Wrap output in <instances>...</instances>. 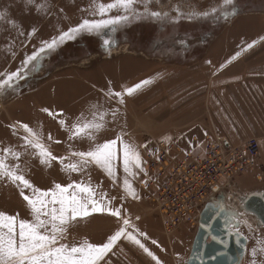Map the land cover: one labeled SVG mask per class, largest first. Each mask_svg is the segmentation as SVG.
Instances as JSON below:
<instances>
[{"label": "rangeland", "instance_id": "obj_1", "mask_svg": "<svg viewBox=\"0 0 264 264\" xmlns=\"http://www.w3.org/2000/svg\"><path fill=\"white\" fill-rule=\"evenodd\" d=\"M102 2L107 4L111 0ZM41 4H46V7L38 8ZM229 7L224 0H152L148 11L161 13V22L146 17L120 26L115 32L105 30L100 35L82 33L49 52L34 72L18 80L14 89L0 94V150L11 147L15 151H24L21 137L25 133L18 127V122H22L40 131L44 142L56 156H67L70 151H86L89 142L69 140L68 131L59 121L64 120L70 127L78 118L91 119L94 111L106 112V127L98 134L97 142L114 139L123 133L124 139L138 146L142 166L147 173L145 175V172L134 169L138 175L129 177L138 199L125 198L122 188L125 173L121 160L117 161L118 179L113 183L95 165H90L82 173L69 175L61 170L58 162L45 167L37 157L25 154L19 163L25 168L26 177L40 189H48L54 182H87L90 178L93 185H99L98 192L107 193L113 207L123 204L122 215L129 218L134 226L129 227L128 231L137 235L163 264H187L199 224L184 226L171 234L164 230L158 204L153 198L151 172L145 159L157 142L169 140L160 135L176 128L177 124L172 122L162 126L157 116L139 108L137 105L145 100V96L136 101L125 95L124 103L120 104L116 97L106 93L110 89L122 92L134 86L136 81H145V76L164 66L182 68L189 63H199L208 56L213 41L231 37L229 24L236 19L252 26H258L260 18L264 21V0H236V14L227 19L222 14L207 18L192 15L210 12L213 8L223 10ZM136 9L140 13L145 11L142 4H137ZM93 11V0H34L32 4L28 0H0V13H4V17L0 18V80L22 69L26 57L37 52L44 41L58 37L83 19L101 18L93 15ZM121 14L119 10L110 13L111 16ZM256 33L242 28L233 37H253ZM106 38H111V46L104 44ZM93 105L97 108L94 109ZM44 109L62 115H49ZM210 116L207 111L204 137L212 131L213 126L224 136ZM49 135L51 140L48 139ZM0 154H3L2 151ZM261 154L260 150L259 158L246 174L235 176L227 182L222 191L224 202L217 205L230 211L229 227L247 240L242 264H253L254 259L256 264H264V251L260 250L264 245L259 243L264 241V225L245 203L252 194L264 192V172L259 170L263 163ZM7 163L15 164L17 161L9 157ZM0 211L13 215L18 213L20 218L31 219L30 210L18 189L2 180ZM157 219L160 224L156 222ZM119 227L116 218L107 214H93L73 223L64 242L78 245L87 239L91 243L101 244ZM137 229L146 233V237L140 236ZM254 248L257 249L255 258L252 256ZM154 262L138 246L122 238L102 264Z\"/></svg>", "mask_w": 264, "mask_h": 264}, {"label": "snow or ice", "instance_id": "obj_2", "mask_svg": "<svg viewBox=\"0 0 264 264\" xmlns=\"http://www.w3.org/2000/svg\"><path fill=\"white\" fill-rule=\"evenodd\" d=\"M151 2L152 0H111L105 4L102 0H93V15H99L101 18L83 19L78 25L63 31L58 37L44 41L43 46L37 52L26 57L22 69H17L8 74L5 79L0 80V94L14 89L18 80L25 79L29 72H34L36 66L41 64L43 57L49 52L55 51L82 33L100 35L105 30L115 32L120 26L146 17L161 22L163 20L161 13L148 11V5ZM28 3H34V0H28ZM224 3L231 7L223 10L213 8L210 12L193 13L192 15L207 18L210 15L222 14L225 19L230 15H235L236 0H224ZM137 4L144 6L143 13L137 11ZM44 7L46 4L38 6V8ZM113 10H119L122 14L111 16L110 13ZM3 17L4 13H0V18ZM34 33L35 29L32 30V34ZM255 43L254 41L247 47L250 49ZM104 44L111 46V38H106ZM151 82V80L141 81L122 92L110 89L106 95L116 97L118 102L123 104L125 95L131 96ZM92 107L97 108L96 105ZM43 111L48 112L49 115H62V113L53 114L48 109ZM106 115V112L97 110L93 112L91 119L78 118L70 127L64 120L59 121L68 131L69 140H87L90 144L88 150L70 151L67 156L54 155L44 142L40 131L26 123L18 122V127L25 133L21 137L24 151H15L11 147L0 150L3 153L0 154V180L7 181L18 189L19 195L30 210L31 219L20 218L18 213L13 215L0 211V264H102L108 253L122 238L142 249L156 261V264H163L159 257L137 238V235L128 231L129 227L134 226L130 224L129 218L122 215L123 204L113 207L112 201L107 198V193L98 192L99 185H93L90 178L87 182L84 180L72 181L67 184L54 182L48 189H40L26 177L25 168L19 163L22 157L28 154L37 157L39 163L45 167H51L54 161L58 162L61 170L69 175L82 173L90 165H95L115 183L118 179L117 161L121 160L125 173L122 182L125 198L138 199L139 196L129 177L138 175L134 169L147 174L142 166L141 153L138 146L124 139L123 133L118 134L114 139L97 142L98 134L106 127ZM113 116H115V112H113ZM48 139L51 140L50 135ZM55 142L60 143V141ZM143 147L146 148L147 145H143ZM9 157L17 163H7ZM112 199L114 200L115 197ZM93 214L110 215L116 218L120 227L101 244L91 243L87 239L78 245L65 243L69 227ZM235 215H239V213ZM233 218L235 219V216ZM137 219L139 218L137 217ZM137 232H139L138 229ZM236 234L239 235V232ZM139 235L146 237L147 234L139 232ZM153 243L156 242L153 241ZM259 243L264 245V241ZM260 250L264 251V248ZM252 256L254 258L257 256L256 248L252 250ZM253 264H256L255 259Z\"/></svg>", "mask_w": 264, "mask_h": 264}, {"label": "crops", "instance_id": "obj_3", "mask_svg": "<svg viewBox=\"0 0 264 264\" xmlns=\"http://www.w3.org/2000/svg\"><path fill=\"white\" fill-rule=\"evenodd\" d=\"M262 19L258 26L242 24L239 19L231 22V37L213 41L208 56L199 63H189L182 68L164 66L145 76L152 82L131 98L138 101L145 96L137 106L157 116L162 126L176 122V128L165 131L161 137L176 142L183 150H194L198 144L193 137L200 140L204 137L208 111L213 124L232 145L242 146L250 138L259 140L263 158L259 170L264 172ZM242 28L257 33L253 37H233ZM254 41L255 45L249 49L247 45ZM156 222L160 224L158 219Z\"/></svg>", "mask_w": 264, "mask_h": 264}, {"label": "built area", "instance_id": "obj_4", "mask_svg": "<svg viewBox=\"0 0 264 264\" xmlns=\"http://www.w3.org/2000/svg\"><path fill=\"white\" fill-rule=\"evenodd\" d=\"M193 141L198 144L200 140L193 137ZM259 155L257 138L237 147L214 126L192 151L181 149L176 142H157L145 159L164 230L171 234L195 225L206 204L223 191L230 179L246 174Z\"/></svg>", "mask_w": 264, "mask_h": 264}, {"label": "water", "instance_id": "obj_5", "mask_svg": "<svg viewBox=\"0 0 264 264\" xmlns=\"http://www.w3.org/2000/svg\"><path fill=\"white\" fill-rule=\"evenodd\" d=\"M224 199L225 195L221 192L203 209L187 264H242L247 240L229 227L230 211L217 207ZM245 203L264 225V192L252 194Z\"/></svg>", "mask_w": 264, "mask_h": 264}, {"label": "bare ground", "instance_id": "obj_6", "mask_svg": "<svg viewBox=\"0 0 264 264\" xmlns=\"http://www.w3.org/2000/svg\"><path fill=\"white\" fill-rule=\"evenodd\" d=\"M201 213H202V211H201ZM201 213H200V215H199V218H198V220H197V224L199 223V220H200Z\"/></svg>", "mask_w": 264, "mask_h": 264}]
</instances>
